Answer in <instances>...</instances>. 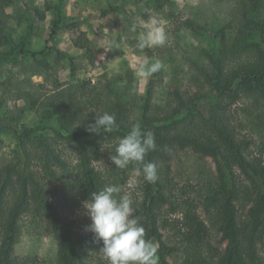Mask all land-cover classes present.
I'll use <instances>...</instances> for the list:
<instances>
[{"label": "rangeland", "instance_id": "1", "mask_svg": "<svg viewBox=\"0 0 264 264\" xmlns=\"http://www.w3.org/2000/svg\"><path fill=\"white\" fill-rule=\"evenodd\" d=\"M242 1L63 0L59 20L56 14L59 0H11L4 9L7 23L2 29L9 41L0 47V168L16 155V138L24 127L47 136L52 149L68 167L48 184L47 194L61 215L73 221L76 233L93 234L86 230L91 220L86 215L84 202L89 198L75 186L78 147L57 136V118L48 105V98L57 90L70 89L86 102L87 113L92 117L110 113L119 102L126 106L130 120L140 123L149 88L152 107L163 108L172 100L174 89L181 92L197 89L198 67L208 65L207 54L212 52V45L206 36L194 32L190 23L212 33L224 28L231 44L238 32V8ZM55 21H58L56 33L50 37ZM152 21L165 30L166 43L141 51L136 48L137 37ZM132 25H136L135 32L130 30ZM21 41L25 42V53L19 52L16 46ZM41 51L46 54L42 55ZM42 58L49 66L40 63ZM157 59L164 64L161 71L148 79L137 77L140 63ZM213 100L214 96H206L199 101L198 109L205 112ZM230 110L238 136L249 143L248 155L264 162V99L243 97ZM60 132L66 134V131ZM118 143V139L103 140L101 158L93 165L101 188L116 185L122 189L120 195H130L133 215L140 223L145 219L142 206L149 204V190L155 193L156 186L146 182L142 175L137 176L134 165L126 169L115 167L111 156ZM166 155L159 161L157 170L165 194L164 201L155 208V216L162 239L173 245L179 240L182 226L181 208L177 203L189 200L197 214L210 225L207 209L212 208L205 199L217 184V170L211 157H203L190 149ZM38 163L32 157V167ZM233 176L245 185L242 188H250L251 184L239 170L235 169ZM235 204L239 220L247 223L252 197L242 194ZM19 226L15 253L21 260L27 264H58L56 235L40 214L30 208L21 215ZM219 239L220 235L212 229L211 247L223 248ZM256 248L259 258L255 264H264V236ZM87 259L89 264H108L102 252L91 251ZM168 259L171 264H182V252Z\"/></svg>", "mask_w": 264, "mask_h": 264}, {"label": "trees", "instance_id": "2", "mask_svg": "<svg viewBox=\"0 0 264 264\" xmlns=\"http://www.w3.org/2000/svg\"><path fill=\"white\" fill-rule=\"evenodd\" d=\"M62 2L59 0L56 7L59 20ZM10 3L11 0H0V47L9 41L2 29L7 23L4 9ZM238 11V32L231 44L224 28L212 33L190 23L192 30L206 36L212 45V52L207 54L208 65L198 67L197 89L193 92L174 89L168 107L163 108L152 107L149 88L142 107V130L150 129L156 143L146 161L156 163L158 170L159 161L167 153L190 149L203 157H211L217 170L216 188L210 189L205 199L212 208L207 209L210 225L193 209L192 202L177 203L181 208L182 226L179 240L173 245L162 239L155 216L156 206L164 201V185L157 179L155 193L149 190V204L142 206L145 219L140 224L146 230V238L158 243L159 264H171L168 257L176 252H182V264H255L259 258L256 245L264 236V162L248 155L249 143L238 136L230 108L243 97L264 99V0H244ZM57 26L55 21L50 37L56 33ZM16 46L19 52H26L24 41ZM40 63L49 66L45 58ZM211 95L213 102L202 112L198 109L199 101ZM48 105L57 118V136L78 147L75 186L78 185L85 198H90L93 192L102 189L93 165L101 158L100 143L120 140L135 123L128 117L126 106L117 102L109 113L116 116L117 130L100 134L86 131L95 116L87 113L86 102L70 89L55 91L48 98ZM34 131L28 127L22 129L16 138V155L0 168V264H27L16 255L15 244L20 236L19 219L30 208L46 220L56 235L58 264H89L88 253H100L102 242H96L94 234L76 233L73 221L62 216L48 196V184L68 167L52 149L49 138ZM32 157L39 162L35 167L31 165ZM235 169L251 184L250 188H242L245 185L235 180ZM242 194L250 195L253 200L245 224L239 220L235 204ZM212 229L220 235L223 248L211 247Z\"/></svg>", "mask_w": 264, "mask_h": 264}, {"label": "clouds", "instance_id": "3", "mask_svg": "<svg viewBox=\"0 0 264 264\" xmlns=\"http://www.w3.org/2000/svg\"><path fill=\"white\" fill-rule=\"evenodd\" d=\"M131 31H136L132 25ZM165 30L155 21L137 37L136 48L144 50L163 46L166 43ZM164 64L159 59L154 62L144 61L137 66L136 75L148 79L161 71ZM115 114L104 112L95 115L94 122L89 124L86 131L100 134L112 133L118 129ZM155 136L151 131H143L140 123L132 125L130 131L123 136L115 148L111 161L115 167L126 169L134 165L133 171L137 176H143L148 183H155L157 164L146 161L150 151L155 150ZM122 189L116 185H107L84 202L86 215L91 223L86 230L94 234L96 242H102L100 251L108 264H159L157 246L146 238V230L134 217L133 201L129 194L120 195ZM119 196V198H117Z\"/></svg>", "mask_w": 264, "mask_h": 264}]
</instances>
